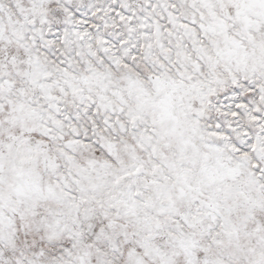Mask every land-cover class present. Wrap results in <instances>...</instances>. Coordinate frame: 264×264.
I'll list each match as a JSON object with an SVG mask.
<instances>
[{
    "label": "snow or ice",
    "instance_id": "1",
    "mask_svg": "<svg viewBox=\"0 0 264 264\" xmlns=\"http://www.w3.org/2000/svg\"><path fill=\"white\" fill-rule=\"evenodd\" d=\"M0 264H264V0H0Z\"/></svg>",
    "mask_w": 264,
    "mask_h": 264
}]
</instances>
